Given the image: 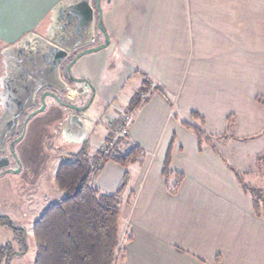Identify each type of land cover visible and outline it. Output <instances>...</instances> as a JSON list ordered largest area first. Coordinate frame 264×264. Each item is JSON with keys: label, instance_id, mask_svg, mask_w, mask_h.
<instances>
[{"label": "crops", "instance_id": "crops-1", "mask_svg": "<svg viewBox=\"0 0 264 264\" xmlns=\"http://www.w3.org/2000/svg\"><path fill=\"white\" fill-rule=\"evenodd\" d=\"M59 1L0 0V49L39 33ZM105 3L109 44L77 59L71 74L85 81L76 86H87L89 97L93 88L91 104L111 107V115L92 127L83 112L85 141L67 142L66 117L47 99L14 145L21 169L48 170L55 192L59 163L83 148L96 154L113 120L129 111L127 140L116 149L126 155L133 147L139 156L126 166L108 160L93 178L103 194L124 187L119 223L126 221L130 238L121 264H264V212L255 214L241 185L264 190L245 180L253 181L255 168L263 171L255 160L264 152V0ZM145 82L152 84L147 97L130 110ZM182 123L200 127L210 144L199 146ZM0 156L11 169L10 153ZM175 175L181 179L170 189Z\"/></svg>", "mask_w": 264, "mask_h": 264}, {"label": "trees", "instance_id": "trees-1", "mask_svg": "<svg viewBox=\"0 0 264 264\" xmlns=\"http://www.w3.org/2000/svg\"><path fill=\"white\" fill-rule=\"evenodd\" d=\"M100 38V33L95 34V40L90 46L98 45ZM86 48L88 47L71 53L63 67L76 53ZM69 83L74 85L73 82ZM139 93L140 91L131 98L130 110L138 105ZM191 116L202 123V119L196 114ZM25 118L26 114H23L9 142L20 137ZM182 125L195 136L199 146L208 143L206 134L199 127L187 123ZM122 142L124 141L118 142L108 156L101 155V148L98 149L93 158V166L88 161L86 148L79 152L77 158L59 163L53 174V182L56 189L63 193V197L46 205L32 225V264H118L123 260L124 249L120 248L119 243V218L124 187L121 185L114 193L103 194L93 183L96 173L108 160L126 166L137 159L139 150L136 148L131 147L126 155L119 153L116 147ZM168 172L167 160L163 171L165 179L171 175ZM175 177L176 180L170 189H175L181 179L178 175ZM241 185L252 199L255 214L261 215V212H264V194L258 189L242 183ZM8 220L6 216L0 215V225L11 232L12 240L19 248L20 254L25 253L24 230L13 227ZM14 254L12 243L0 244V264H8L9 258Z\"/></svg>", "mask_w": 264, "mask_h": 264}, {"label": "water", "instance_id": "water-1", "mask_svg": "<svg viewBox=\"0 0 264 264\" xmlns=\"http://www.w3.org/2000/svg\"><path fill=\"white\" fill-rule=\"evenodd\" d=\"M100 1L95 0L92 5L91 0H61L51 9L42 33H29L15 44L0 50V154L8 151L16 164L18 159L14 145L22 135L11 142L9 140L16 132L21 116L33 106L36 95L42 89L49 91L41 94L40 106L26 116L22 128L32 117L45 112L47 99H50L51 104L62 107L68 114L61 136L69 142L85 141L87 130L81 114L93 100V88L85 106L66 104L58 95L66 86L59 72L70 53L89 46L95 34L100 33L104 43L79 51L62 67L67 82L84 83V80L72 76V65L80 57L96 53L109 44V37L102 25ZM8 164V158L0 156V170H3L0 176L19 172L20 167L16 170L6 169Z\"/></svg>", "mask_w": 264, "mask_h": 264}, {"label": "rangeland", "instance_id": "rangeland-1", "mask_svg": "<svg viewBox=\"0 0 264 264\" xmlns=\"http://www.w3.org/2000/svg\"><path fill=\"white\" fill-rule=\"evenodd\" d=\"M105 4H106L105 0H102V2H100V7L101 6L105 7ZM47 23H48V20L46 21V25ZM44 27L39 31L38 34L43 32ZM1 73H2V65H1V58H0V75ZM147 82H145L146 85L144 86V88L139 90L140 93L138 95V99L140 102H142L147 97V93L152 87L151 86L152 84L150 83L151 85H149ZM87 98H84V100ZM87 102L88 100L83 102V105L85 106ZM111 113H112L111 107H106L103 104L96 105L95 103H93L86 109V115L88 119L86 120V122L87 124L90 125L89 119H91L92 120L91 126L94 127L93 125L96 122H98L100 119L105 118L104 116L111 115ZM125 116L130 117V124H131V120H132L131 112L129 111L122 112L119 118L117 117V119L113 120V122L110 124L111 125L109 127L110 132L106 138L107 142L109 138H111L113 133L115 132L117 125L120 123V121ZM130 124L128 126V132H129ZM107 142L103 143L102 141H100L97 143L99 144L97 145V147L102 149L103 146L107 144ZM62 143L64 145V141ZM207 144H210V143H207ZM93 147H96V146H93ZM14 150H17V148L15 149L14 147ZM86 151L88 155L87 156L88 161L92 165L93 158H94L93 155L95 153H93L94 151L91 148L86 149ZM79 152L76 154L75 158H77V156L79 155ZM38 153L39 152H35V154H33L31 157L30 162L34 165L37 163ZM257 161L260 163L263 162L262 167H261L263 171H261V169L255 168V171L250 175L253 181H251L250 178L248 179L247 177H245V180L246 182L252 185H257L260 188H264V169H263L264 168V152L259 153L255 162ZM40 165H41V162L40 164L37 165V168L38 167L40 168ZM19 167H20V170L18 173L14 174L12 172H8L0 176V215L6 216L9 219L8 222H10L13 225V227L24 230L25 232L24 242L26 246V251L25 253L20 254L19 248L15 245V243L12 240L11 232L6 227L1 226V225H0V244L5 245L6 243H12V245L14 246L15 254L11 256V258H9L8 264H32L34 260V244H33L32 236H31L32 225L37 220V218L41 214L42 210L46 207V205H48L52 201L58 200V198H62L63 193H61L58 190H55V192L54 191L50 192L51 190H53V186H52L51 179L46 177V173L48 170L44 172V170H38V169L35 171H32L29 169H25V167L21 169L20 162H18L17 164L15 162L13 163V166H12L13 170H16ZM44 192L48 193L47 197L49 198L47 200H44L45 198L43 195L45 194ZM119 229H120V242H119L120 248L125 249L126 242L130 238L129 237L130 233H129L126 221L123 222L122 220L121 223H119ZM122 261L123 260H120L119 263L121 264Z\"/></svg>", "mask_w": 264, "mask_h": 264}, {"label": "built area", "instance_id": "built-area-1", "mask_svg": "<svg viewBox=\"0 0 264 264\" xmlns=\"http://www.w3.org/2000/svg\"><path fill=\"white\" fill-rule=\"evenodd\" d=\"M62 79V78H61ZM63 80V79H62ZM66 84L65 89L62 92L63 101L68 104H75L78 100H83L86 98L88 93V87L83 86L78 88L69 84L67 81L63 80ZM130 124V117L125 116L120 123L117 125L115 132L113 133L110 140L101 149L102 155H109L113 152L114 146L120 141L127 140L128 126Z\"/></svg>", "mask_w": 264, "mask_h": 264}, {"label": "flooded vegetation", "instance_id": "flooded-vegetation-1", "mask_svg": "<svg viewBox=\"0 0 264 264\" xmlns=\"http://www.w3.org/2000/svg\"><path fill=\"white\" fill-rule=\"evenodd\" d=\"M94 2H95V0H94ZM94 4V3H93ZM102 37V36H101ZM103 38V37H102ZM94 40H95V36H94ZM94 40H93V42H94ZM92 42V43H93ZM91 43V44H92ZM90 44V45H91ZM87 46L88 48L89 47H94V46ZM97 46V45H96ZM74 53V52H73ZM71 54V53H70ZM70 54L68 55V57L70 56ZM67 57V58H68ZM72 60V59H71ZM66 61V60H65ZM64 61V62H65ZM64 62L62 63V65H61V71L59 72L60 73V76H61V78L63 79V80H65V81H67L64 77H63V74H62V70H63V64H64ZM63 67V68H62ZM69 83V82H68ZM70 84V83H69ZM78 85V84H77ZM73 86H76V84H74ZM79 88V87H78ZM46 91H49V89H42L37 95H36V97H35V101H34V104H33V106L28 110V111H26L25 112V114H26V116L29 114V113H31L32 111H34L35 109H37L39 106H40V96H41V94L42 93H44V92H46ZM58 95H59V97H60V99L62 100V102H64L63 101V96H62V93H58ZM87 97H89V88H88V93H87V96H86V98ZM87 99H89V98H87ZM86 99V100H87ZM78 101H80V100H78ZM64 103H66V102H64ZM77 103V102H76ZM72 104V105H75V106H78L77 104ZM66 104H68V103H66ZM82 106V105H81ZM81 106H78V107H81ZM63 116H65L66 118H67V113H65L64 111H63V108L61 107V112H60ZM22 131H23V128H22ZM22 134H23V132H22ZM21 134V135H22ZM8 145H9V143H7V148H8Z\"/></svg>", "mask_w": 264, "mask_h": 264}]
</instances>
